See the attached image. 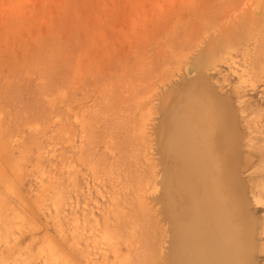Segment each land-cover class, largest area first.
Masks as SVG:
<instances>
[{
  "label": "rangeland",
  "instance_id": "1",
  "mask_svg": "<svg viewBox=\"0 0 264 264\" xmlns=\"http://www.w3.org/2000/svg\"><path fill=\"white\" fill-rule=\"evenodd\" d=\"M198 75L250 130L264 264V0H0V264H105L92 218L112 225L109 262L113 240L167 264L159 140Z\"/></svg>",
  "mask_w": 264,
  "mask_h": 264
},
{
  "label": "bare ground",
  "instance_id": "2",
  "mask_svg": "<svg viewBox=\"0 0 264 264\" xmlns=\"http://www.w3.org/2000/svg\"><path fill=\"white\" fill-rule=\"evenodd\" d=\"M193 86L182 89L177 95L159 136L165 162L162 185L167 264H257L253 256L256 248L255 223L246 216L248 200L242 170L243 164L247 166L243 163L244 142L246 148H250V142L248 145V138L245 137L247 133L251 136L250 130L243 132L236 119L235 106L226 97L222 99L216 94L204 75H198ZM246 123L248 125V121ZM93 219L90 220L94 221V225L89 227L91 236L87 235L92 244L86 243L88 249L93 247L95 250L94 256L98 255L105 264H149L140 258L141 261L135 263L132 245L117 241L113 245V240L108 244L112 245L109 246L112 253L109 262L110 255L99 237L103 236L104 230L109 233L112 225ZM88 255V261L92 262V256Z\"/></svg>",
  "mask_w": 264,
  "mask_h": 264
}]
</instances>
